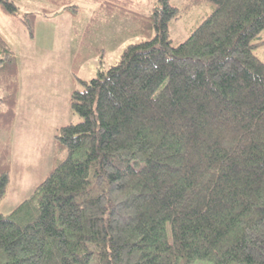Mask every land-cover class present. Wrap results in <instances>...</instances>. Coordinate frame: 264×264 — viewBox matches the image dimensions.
Instances as JSON below:
<instances>
[{"label": "trees", "instance_id": "1", "mask_svg": "<svg viewBox=\"0 0 264 264\" xmlns=\"http://www.w3.org/2000/svg\"><path fill=\"white\" fill-rule=\"evenodd\" d=\"M45 1L0 8L31 38L39 16L79 11ZM89 1L148 38L72 91L82 120L56 131L52 168L8 214L20 83L0 35V264H264V0H188L182 11L214 9L177 45L170 0L146 14L137 0Z\"/></svg>", "mask_w": 264, "mask_h": 264}, {"label": "rangeland", "instance_id": "2", "mask_svg": "<svg viewBox=\"0 0 264 264\" xmlns=\"http://www.w3.org/2000/svg\"><path fill=\"white\" fill-rule=\"evenodd\" d=\"M14 1L22 13H39L41 8L47 5L45 0ZM137 1L130 6L134 7L132 10L143 14L150 11L151 5L157 3V0ZM71 2L79 7L77 13L61 12L49 18L39 16L34 24V38L29 36L26 27L16 16L8 15L0 8V35L20 59L23 92L26 93L31 86L29 91L31 95L23 102L24 107L27 100L31 102L29 107L22 110L24 118L32 110L31 105L39 106L43 96L55 95V100L58 99V103L61 101L62 117L59 123L63 125L64 120L67 121L65 123L80 122L82 117L74 114L67 105L69 93L71 96L74 89H83L82 81H90L96 77L99 69L106 70L117 63L128 44L148 38L138 27V20L133 15H124L119 8H113L107 14L98 10V5L89 0H71ZM187 2L188 0H170L172 5L181 9V17L170 23V34L174 45L185 41L214 9L211 3L206 2L182 11ZM94 15L97 17L91 23ZM254 42H261L254 51L264 62V30ZM50 113L48 108L47 117ZM53 118L52 115L47 125L44 121V124L37 127L31 137L32 144L21 152L22 154L12 146V181L4 205L3 202L1 205L3 213H10L29 196L35 189L34 185L37 186L52 167L54 150L52 136L55 133L53 130L47 134V128L51 126ZM57 121L58 117H56ZM22 157L31 158V162L23 161ZM25 163L36 164L40 172H34V176L33 174L20 176V167H25ZM197 264L209 263L198 261Z\"/></svg>", "mask_w": 264, "mask_h": 264}, {"label": "crops", "instance_id": "3", "mask_svg": "<svg viewBox=\"0 0 264 264\" xmlns=\"http://www.w3.org/2000/svg\"><path fill=\"white\" fill-rule=\"evenodd\" d=\"M18 68H19L20 88H19L17 114H16V119H15L14 128H13V135H12V146H13V148L16 147L18 149V151L21 153V152H24L26 150V148L32 144L31 137L34 134V132L36 131L37 127L41 124H44V121L46 122V125H47L50 122L52 115L54 118H53L51 126H49L47 128V134H50L53 130H54V133H56V131L61 126L66 125L68 123H65V122H67L66 120H64L63 125H61L59 123V119H61V117H62V115H60V102L61 101L58 103V99L55 100V95H54V97H52L51 95L43 96L40 103H39V106L36 107L35 105H31L32 110H30V113L29 114L27 113L26 118H24V116L22 114V110L24 108L26 109L27 107H29L31 102H29L27 100L25 107L23 105V102L28 96L31 95V93L29 92L31 90V86L28 87L26 93L23 92L22 70H21L20 59H18ZM69 92H71V90ZM69 97H70V93L68 95V102H67V105L70 107V104H69L70 98ZM48 108H49L51 113L47 117L46 112H47ZM67 113H69L68 109H67ZM56 117H58L57 122H56ZM54 135L52 136L53 144H54ZM53 153H54V150H53ZM23 155H25V154L23 153ZM11 156H12V153H11ZM22 159H23V161L31 162V158L22 157ZM52 159H53V155H52ZM25 164H26L25 167H20V176L21 175L31 176L34 172L35 173L40 172L38 170V168L36 167V164H31V163H25ZM53 164H54V160H53ZM33 176H34V174H33ZM20 184L21 183H19V185ZM34 186L36 187V184ZM3 205H4V202H3Z\"/></svg>", "mask_w": 264, "mask_h": 264}]
</instances>
